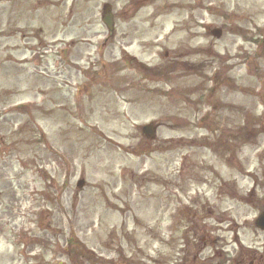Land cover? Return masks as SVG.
<instances>
[{"label": "rangeland", "instance_id": "1", "mask_svg": "<svg viewBox=\"0 0 264 264\" xmlns=\"http://www.w3.org/2000/svg\"><path fill=\"white\" fill-rule=\"evenodd\" d=\"M263 198L264 0H0V264H264Z\"/></svg>", "mask_w": 264, "mask_h": 264}, {"label": "water", "instance_id": "2", "mask_svg": "<svg viewBox=\"0 0 264 264\" xmlns=\"http://www.w3.org/2000/svg\"><path fill=\"white\" fill-rule=\"evenodd\" d=\"M106 10H109V7H106ZM103 21H104V23L107 25V27H108L109 29H111V27H112L111 16H110L108 13H106L105 18H104ZM214 35H215L216 37H219V36H220V32H219V31H215V32H214ZM143 133L145 134V136L150 137V136L153 135L154 132H153V130H151V128L146 127V128L143 129ZM78 186L80 187V186H82V184L80 183ZM256 226H257V228H259L260 230H264V212H263V213L260 215V217L257 219V221H256Z\"/></svg>", "mask_w": 264, "mask_h": 264}, {"label": "trees", "instance_id": "3", "mask_svg": "<svg viewBox=\"0 0 264 264\" xmlns=\"http://www.w3.org/2000/svg\"><path fill=\"white\" fill-rule=\"evenodd\" d=\"M74 248H77V247H74ZM84 259H85V262H87V263H89V264H92V260L93 259H90V257L89 256H86V257H83Z\"/></svg>", "mask_w": 264, "mask_h": 264}, {"label": "flooded vegetation", "instance_id": "4", "mask_svg": "<svg viewBox=\"0 0 264 264\" xmlns=\"http://www.w3.org/2000/svg\"><path fill=\"white\" fill-rule=\"evenodd\" d=\"M241 257V258H240ZM242 257H243V254L241 253L240 256H238V263H242Z\"/></svg>", "mask_w": 264, "mask_h": 264}]
</instances>
